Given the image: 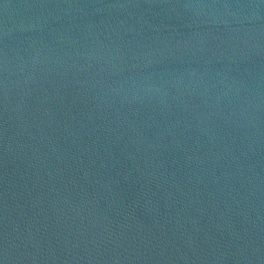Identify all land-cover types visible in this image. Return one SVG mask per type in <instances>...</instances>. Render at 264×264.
Returning a JSON list of instances; mask_svg holds the SVG:
<instances>
[{"label":"water","instance_id":"95a60500","mask_svg":"<svg viewBox=\"0 0 264 264\" xmlns=\"http://www.w3.org/2000/svg\"><path fill=\"white\" fill-rule=\"evenodd\" d=\"M0 264H264V0H0Z\"/></svg>","mask_w":264,"mask_h":264}]
</instances>
